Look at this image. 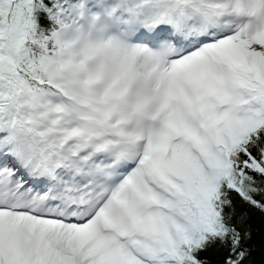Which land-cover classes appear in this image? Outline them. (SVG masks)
Listing matches in <instances>:
<instances>
[{"label":"snow or ice","instance_id":"1","mask_svg":"<svg viewBox=\"0 0 264 264\" xmlns=\"http://www.w3.org/2000/svg\"><path fill=\"white\" fill-rule=\"evenodd\" d=\"M264 264V0H0V264Z\"/></svg>","mask_w":264,"mask_h":264},{"label":"trees","instance_id":"2","mask_svg":"<svg viewBox=\"0 0 264 264\" xmlns=\"http://www.w3.org/2000/svg\"><path fill=\"white\" fill-rule=\"evenodd\" d=\"M252 223L257 230V234L255 240L253 241V244L256 247V251L254 252L253 257L251 259L257 262V264H259V261L261 260V246H260L261 217L258 212L253 213Z\"/></svg>","mask_w":264,"mask_h":264}]
</instances>
